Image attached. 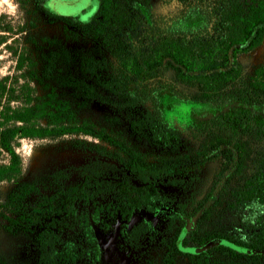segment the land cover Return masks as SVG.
I'll list each match as a JSON object with an SVG mask.
<instances>
[{
	"label": "trees",
	"instance_id": "trees-1",
	"mask_svg": "<svg viewBox=\"0 0 264 264\" xmlns=\"http://www.w3.org/2000/svg\"><path fill=\"white\" fill-rule=\"evenodd\" d=\"M47 1L34 0L33 5L49 24H64L72 41L92 43L108 59L83 58L86 77L73 78L57 75L55 55L44 54L31 82L56 87L43 95L15 94L7 87L8 78L0 79V153L8 159L0 164V182L13 183L0 200V229L28 231L75 215L76 204L88 200L85 183L45 194L36 183L22 180L15 150L19 140L67 137L71 148L111 160L141 183L117 185L113 221H129L139 210L164 204L157 182L193 177L219 160L220 172L207 194L189 211L179 210L181 227L167 242L161 264H177L178 259L186 264H264V156L245 175L253 155L249 139L264 140V61L248 74L239 61L264 47V0H161L181 7L188 28L175 30L155 25L149 0H98L97 13L87 23L52 15ZM197 23L203 25L192 28ZM169 72L173 82L164 80ZM56 88L70 90L83 102L106 103L105 94L119 97L137 114L132 133L157 154L150 159L119 133L79 120ZM178 102L202 108L190 113L185 138L191 144L186 148L166 121ZM222 205L246 213L241 232L206 228ZM187 223L191 227L184 232ZM40 248L45 261V244Z\"/></svg>",
	"mask_w": 264,
	"mask_h": 264
},
{
	"label": "rangeland",
	"instance_id": "rangeland-1",
	"mask_svg": "<svg viewBox=\"0 0 264 264\" xmlns=\"http://www.w3.org/2000/svg\"><path fill=\"white\" fill-rule=\"evenodd\" d=\"M33 4L34 0H0V79L8 78L7 87L15 94L43 95L56 87L52 83L38 86L31 82L41 67L44 54L55 55L57 75L73 78L86 77L81 70L83 58L108 59L96 45L72 41L64 24H49L46 14L36 11ZM45 7L54 16L87 23L97 13L98 0H48ZM149 7L159 29L188 28L176 1L149 0ZM202 25L197 23L192 28ZM239 61L245 74L252 72L263 64L264 47L240 57ZM164 80L173 82L172 73H167ZM56 90L69 102L79 120L119 133L150 159L157 154L158 151L145 139L132 133L130 123L137 114L119 97L105 94L106 103L83 102L68 89ZM20 104L13 103L15 106ZM193 109L202 108L178 102L166 115L167 125L181 134L183 148L191 144L185 138V130ZM249 141L253 155L245 175L254 170L255 159L264 156V140L251 138ZM15 150L21 159L23 181L36 183L45 194L85 183L89 198L76 204L73 216H59L28 231L6 233L0 229V264H161L167 242L181 227L179 210L192 209L196 201L207 194L220 172V161L215 160L193 177L161 180L156 186L166 199L164 204L153 211L139 210L129 221H113L110 213L117 204V185L124 180L134 185L141 184L128 177L115 162L71 148L67 137L22 139L16 143ZM7 160V155L0 153V164H6ZM12 185L0 182V200ZM245 217V212L222 205L206 228L223 227L241 232ZM106 224H110L109 229ZM190 227L187 223L183 231ZM41 233L43 235L39 239ZM41 243L46 247L45 261L41 259ZM177 264L186 262L178 259Z\"/></svg>",
	"mask_w": 264,
	"mask_h": 264
}]
</instances>
